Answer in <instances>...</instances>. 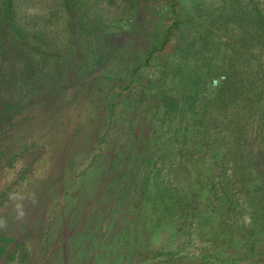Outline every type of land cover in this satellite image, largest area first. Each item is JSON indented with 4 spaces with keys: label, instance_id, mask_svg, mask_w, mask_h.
Masks as SVG:
<instances>
[{
    "label": "rangeland",
    "instance_id": "rangeland-1",
    "mask_svg": "<svg viewBox=\"0 0 264 264\" xmlns=\"http://www.w3.org/2000/svg\"><path fill=\"white\" fill-rule=\"evenodd\" d=\"M93 1L11 0L7 14L0 0V264H264V241L245 253L264 226V83L247 95L242 73L264 76V0H144L137 15L136 0ZM176 43L227 52L237 99L253 100V146L239 156L240 114L207 125L217 145L184 118L197 159L154 166L169 217L155 212L154 178L147 193L139 181L145 153L162 155L179 126L159 99L177 84L163 66L182 60Z\"/></svg>",
    "mask_w": 264,
    "mask_h": 264
},
{
    "label": "trees",
    "instance_id": "trees-1",
    "mask_svg": "<svg viewBox=\"0 0 264 264\" xmlns=\"http://www.w3.org/2000/svg\"><path fill=\"white\" fill-rule=\"evenodd\" d=\"M6 1L5 5V12L11 11V0H4ZM75 0H72V2ZM95 1V0H94ZM93 1V2H94ZM99 1V0H98ZM110 4L104 3L105 0L102 2L104 6L106 5H116L118 2L117 0H108ZM144 0H136L137 2V13H139V10L141 8V5ZM194 2V1H193ZM100 3V2H99ZM102 5V4H98ZM233 1L230 0L229 7L232 8ZM173 9V15L176 19V11ZM8 14V13H7ZM121 15L116 14V16ZM135 17V14L130 20H132ZM175 25V24H171ZM167 27L164 34L163 43L168 39L169 35L171 34L170 27ZM172 28V27H171ZM176 28V27H175ZM212 30V29H211ZM199 40H200V46H205L207 44L208 38L206 34H204L201 31V34H198ZM176 50L175 54L179 55L181 57V61L178 62V64H170L168 61L165 60L163 66L166 64L168 65L171 72L175 75V77L178 78L177 84L174 88L168 89L166 91L160 90L159 99L161 100L162 104V114L165 116L170 115L173 119L179 120V126H175L170 140L167 144L165 152L160 155V151L157 148L156 155L154 152H146L145 156L143 157V166L142 170L146 172L145 178L142 177L143 181H139V189L142 191L146 190V193L148 192V186L150 183L149 176L153 177L156 184H155V212L159 213V215L165 214L169 217H174L176 214L173 213L172 207H173V199L174 196H166V189L161 184L160 180H157L159 177V173H156L154 170L155 163L158 159L162 158L164 161L168 159L169 153L172 156H181L186 157V159L191 160L193 155L189 153L188 150H186V147L188 146L186 144V140L189 137L188 131L183 130L182 132L179 131L180 125L184 121V118H186L187 121L191 118H194L192 129L196 126L195 122H205V127L202 128L200 133H197L196 131L193 133L195 135H199L202 137H205L206 139H209L213 144L217 145L220 136L216 131L212 130V125L207 126L211 123H221L220 119L225 116H234V115H241V118L239 120V123L237 125L238 129V138L239 141L238 144V154L243 159L245 157V153L247 149L253 146L251 143H249V135L248 138H246V134L248 133V129L253 127L248 126V119L243 120V116H248L250 118V108L247 106L253 101L252 98H247V96L241 100L237 99L236 91L240 89V86H242V83L244 85V82L237 83L236 79V73L233 68V66L230 64V59L227 58L228 54L226 51L220 52L219 50H188V44L184 46V49L187 50H180V46L178 47V44H175ZM151 50H148L147 55H149ZM184 64V65H183ZM254 69H262V65L255 64ZM247 72L242 73L245 75L246 87L248 91L246 92L247 95L252 94L253 96H260L261 91L258 90L257 86L261 83H264V76L260 73L256 72V74L251 73L250 69H246ZM249 70V71H248ZM167 70H165V73ZM260 81V82H259ZM209 87L212 88V90L209 89ZM162 89V87H161ZM3 118V113L0 114V122ZM228 124L224 130H230L233 128L235 123L231 121H226ZM253 131V128H251V132ZM250 132V133H251ZM255 133V132H253ZM252 133V134H253ZM244 135V136H243ZM193 138L191 137V140ZM177 140L179 143H177ZM182 141V143H181ZM248 142V144H247ZM253 149V148H252ZM159 156V157H158ZM162 156V157H161ZM2 157V156H0ZM195 159H197L195 157ZM238 161L233 162V166L236 167V169H240L237 165ZM164 184V183H163ZM118 186H127V182H119ZM172 187V183L169 184L168 188ZM263 187H260V190ZM170 192V191H169ZM177 203L180 212L182 211V207L185 206L180 199L175 201ZM218 211V217H224V214H222L221 209L215 208ZM254 216H256L255 213H253ZM222 218L220 221H223ZM219 220L218 222L221 223ZM225 222L221 223L222 227V235L225 234V229L223 228V225ZM242 226V223L239 225ZM225 227L228 229L229 225H225ZM264 226H260L259 228H255L254 232L250 235V241H249V247L246 249V252H252L256 248V244L264 241ZM215 234L220 235V232H215ZM238 243H240V240H238ZM245 253L240 254L239 256H235L236 259L241 258ZM264 254V251H263Z\"/></svg>",
    "mask_w": 264,
    "mask_h": 264
}]
</instances>
